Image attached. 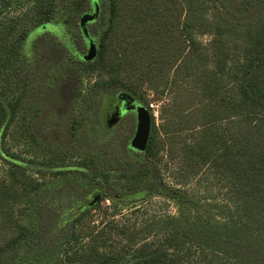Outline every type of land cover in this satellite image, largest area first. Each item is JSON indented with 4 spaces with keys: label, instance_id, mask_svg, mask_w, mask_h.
I'll list each match as a JSON object with an SVG mask.
<instances>
[{
    "label": "trees",
    "instance_id": "1",
    "mask_svg": "<svg viewBox=\"0 0 264 264\" xmlns=\"http://www.w3.org/2000/svg\"><path fill=\"white\" fill-rule=\"evenodd\" d=\"M14 1L0 0V159L10 168L0 177V264H264V0H98L97 13L92 0H32L4 18ZM87 14L96 15L92 59L80 55ZM203 34L222 75L208 69ZM93 72L106 79L83 93ZM145 86L175 93L159 125ZM118 91L151 112L146 149L131 150L132 117L84 149L102 95ZM15 123L29 136L51 125L37 145L55 161L8 150ZM163 149L186 171L206 167L226 181L222 219L168 216L150 225L163 233L157 242L108 251L83 229L91 211L157 190ZM75 154L85 160H62ZM29 171L63 181L49 186Z\"/></svg>",
    "mask_w": 264,
    "mask_h": 264
},
{
    "label": "rangeland",
    "instance_id": "2",
    "mask_svg": "<svg viewBox=\"0 0 264 264\" xmlns=\"http://www.w3.org/2000/svg\"><path fill=\"white\" fill-rule=\"evenodd\" d=\"M92 2L94 11L97 13L98 0H92ZM31 5L32 0H16L7 8L3 17L13 18L21 15ZM95 19L96 15L87 14L82 21V27L87 29L86 31L84 29V36L87 42L93 40L87 25ZM45 29H50V27L43 26L37 29L33 35L41 34ZM212 37L210 34L198 36L199 40L207 48L209 71L221 73L222 75L218 68V61L221 56H217L210 48ZM46 66L47 60L44 59L37 76L43 73ZM103 79H106V76L101 74V72L82 75L83 93L88 92L95 83ZM174 94L172 91L159 93L147 86L143 88V101L149 104L158 125L162 122L163 109L171 102ZM107 95H102L99 107L93 112L91 128L84 136V149L94 143L95 140L104 138L112 130V126L115 123V121L110 120L108 115L110 105L107 106V103L105 104ZM107 100L114 102L112 98H107ZM144 102L142 103L144 104ZM144 106L146 107L145 104ZM50 127L51 125L49 124L42 125L38 128L37 134L29 136L20 129L21 126L18 123H15L12 133L6 140V148L26 157L55 161V158L46 154L37 145L38 137ZM138 150L136 147L133 149L136 153ZM62 160L67 163L77 164L85 159L80 154H75ZM156 161L159 165L157 190L129 204H115L111 199L105 198L99 200V207L91 211L87 224L83 229L88 233L93 231V235L99 236L98 240L103 242L105 249L108 251H132L133 248L144 242H157L162 238L163 233H157V228L150 225L154 221H160L168 216L184 214L203 222H214L222 219L224 209L222 205L228 198L226 181L219 179L206 167L200 168L196 174L186 171L180 158L171 157L167 149L159 152ZM9 169V166L0 159V177L7 181L10 179L8 175ZM29 175L36 181L46 180L49 186L59 185L63 181V176L49 172L39 174L35 171H29ZM89 241L90 238H85L83 243Z\"/></svg>",
    "mask_w": 264,
    "mask_h": 264
},
{
    "label": "water",
    "instance_id": "3",
    "mask_svg": "<svg viewBox=\"0 0 264 264\" xmlns=\"http://www.w3.org/2000/svg\"><path fill=\"white\" fill-rule=\"evenodd\" d=\"M82 29H83V33H85V31L87 30L86 27L85 28L82 27ZM87 46H88V55L86 58L92 59L97 54V46L93 42V40H89L87 42ZM122 100L128 103H133L134 97L130 93H125L122 95ZM130 109H134V106L130 107ZM136 114H137V125H136V131L132 138L131 144L132 146L138 148L139 150L144 151L148 145V141L150 138L152 117H151V113L148 110V108L141 106V105L136 108ZM99 198L100 196H97L95 198V201L99 200Z\"/></svg>",
    "mask_w": 264,
    "mask_h": 264
},
{
    "label": "flooded vegetation",
    "instance_id": "4",
    "mask_svg": "<svg viewBox=\"0 0 264 264\" xmlns=\"http://www.w3.org/2000/svg\"><path fill=\"white\" fill-rule=\"evenodd\" d=\"M91 23L88 24V27ZM82 38H83V43H84V48H83V52L80 54L82 55L83 58L87 59V55H88V46H87V42L85 39V36L82 33ZM128 93V92H123V91H118L114 94H108L107 96L112 97V99H114V102L110 101V112H109V116H110V120L111 121H115V123L112 126V129L124 118L126 117H132L135 119L136 125H137V114H136V108L138 106H144V104L141 102V100H139L136 96L133 95L135 101L133 103H128L124 100H122V95ZM120 96V97H119ZM114 106V107H113ZM134 106V109H130V107ZM113 107V108H111ZM145 107V106H144ZM136 131V129H135ZM135 134V133H134ZM134 136V135H133ZM132 146V144H131ZM135 147L132 146L131 150L133 151ZM134 152V151H133ZM143 151L138 150L137 153H142ZM136 153V152H135ZM97 197V196H96Z\"/></svg>",
    "mask_w": 264,
    "mask_h": 264
}]
</instances>
